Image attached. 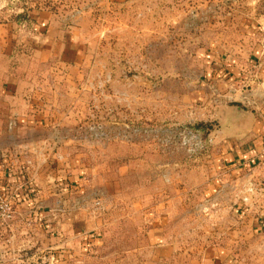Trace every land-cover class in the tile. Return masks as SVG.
<instances>
[{
	"label": "rangeland",
	"instance_id": "obj_1",
	"mask_svg": "<svg viewBox=\"0 0 264 264\" xmlns=\"http://www.w3.org/2000/svg\"><path fill=\"white\" fill-rule=\"evenodd\" d=\"M34 11L56 14L65 28L51 34L50 52L27 40L16 60L28 84L39 74L41 89L51 88L40 95L51 103L41 112L51 119V223L62 221L51 264H197L198 256L199 264H264L260 215L246 207L245 222L237 206L193 198L190 176L180 173L210 160L218 110L233 100L230 78L210 77L208 59L223 71L224 59L253 42L264 0H0V23L31 24ZM14 127L0 134V160L10 166L23 150ZM197 130L212 135V146L201 147ZM251 189L256 199L260 191ZM161 191L169 202L159 201ZM155 227L188 253L174 258L171 247L150 244ZM230 231L237 235L228 241ZM213 247L221 254L204 256Z\"/></svg>",
	"mask_w": 264,
	"mask_h": 264
},
{
	"label": "crops",
	"instance_id": "obj_2",
	"mask_svg": "<svg viewBox=\"0 0 264 264\" xmlns=\"http://www.w3.org/2000/svg\"><path fill=\"white\" fill-rule=\"evenodd\" d=\"M34 12L32 16L35 22L31 24L16 19L0 23V128L5 129H0V134L2 137L7 136L15 130V125L16 132L20 133L17 138L23 146V150L16 155L14 165L10 166L6 162L8 157L0 160V185L17 190L18 193L13 220L0 222V264H51L54 258L51 256V243H54L51 239L59 238L57 224L62 222L54 219V223H51V119L45 120L41 116L42 111H50L51 106L48 104L51 103L41 101L40 95L44 94L43 91L51 95V88L41 89L39 74H33L28 84L16 70V60L19 56L17 46L27 40L33 47L47 45L50 52L51 34L65 28L57 23L56 14L48 11ZM261 24V32L253 35V42L248 39L251 44H245L239 54L223 60V71L214 69L218 66V59H208L212 63V71L208 73L210 77H219L220 73L230 78L225 91L233 100L218 110L217 117L222 127L217 131L218 137L210 160H200L190 170L180 173L181 176H190L193 198H213L219 204L222 202L231 208L237 206L243 213H246V207H251L264 223V171L259 163L264 156V18ZM7 112L14 115L15 120L7 122L2 119L1 114ZM46 142L48 148L41 150L39 145ZM9 153L11 155L6 152L9 158L15 157L12 151ZM222 185L227 186V192L218 194ZM29 188L32 194L26 192ZM251 188L260 191L255 195L256 199L252 195L256 192H250ZM160 193L159 201H170L168 196H162V191ZM182 197L176 195L175 202L181 203L184 199ZM233 213L234 221L241 219L239 213ZM245 213L243 221L246 222ZM231 220L227 218L226 222ZM68 223H63L66 231L64 236L60 235L65 246L72 238ZM233 231L229 232L228 241L237 235ZM84 233L88 234L86 231ZM87 236L85 238L88 240L96 238L91 232ZM148 239L150 244L162 248L171 247L170 254L174 258L188 253L178 247L177 241L175 244L169 243L160 227L150 230ZM28 248L33 250L28 252ZM202 252L203 249L198 254ZM207 252L212 255L221 254L214 247L213 252L211 248L204 249V256ZM198 259L199 256L197 264ZM222 264L232 263L228 259Z\"/></svg>",
	"mask_w": 264,
	"mask_h": 264
},
{
	"label": "built area",
	"instance_id": "obj_3",
	"mask_svg": "<svg viewBox=\"0 0 264 264\" xmlns=\"http://www.w3.org/2000/svg\"><path fill=\"white\" fill-rule=\"evenodd\" d=\"M197 132L199 133L197 137L199 139H203V143L200 144L201 147L212 146L214 142L212 135L204 134L203 132H200V130H197ZM259 163L264 170V156ZM17 195V190H11L10 188L8 189V187H3L0 185V222L7 223L13 220L15 216V204L17 200Z\"/></svg>",
	"mask_w": 264,
	"mask_h": 264
},
{
	"label": "trees",
	"instance_id": "obj_4",
	"mask_svg": "<svg viewBox=\"0 0 264 264\" xmlns=\"http://www.w3.org/2000/svg\"><path fill=\"white\" fill-rule=\"evenodd\" d=\"M197 126H198V127H206L207 124H203V123H201V124H198ZM27 192H28L29 194H30V193L32 194L33 191L29 188V189L27 190Z\"/></svg>",
	"mask_w": 264,
	"mask_h": 264
},
{
	"label": "water",
	"instance_id": "obj_5",
	"mask_svg": "<svg viewBox=\"0 0 264 264\" xmlns=\"http://www.w3.org/2000/svg\"><path fill=\"white\" fill-rule=\"evenodd\" d=\"M235 107H236V108H239V109H242V107H241V106H239V105H235Z\"/></svg>",
	"mask_w": 264,
	"mask_h": 264
}]
</instances>
